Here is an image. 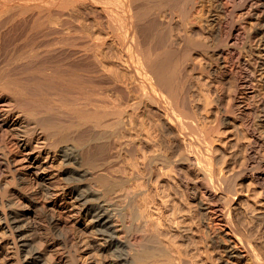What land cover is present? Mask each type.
Wrapping results in <instances>:
<instances>
[{"label":"bare ground","instance_id":"6f19581e","mask_svg":"<svg viewBox=\"0 0 264 264\" xmlns=\"http://www.w3.org/2000/svg\"><path fill=\"white\" fill-rule=\"evenodd\" d=\"M240 194L264 0H0V264H264Z\"/></svg>","mask_w":264,"mask_h":264},{"label":"rangeland","instance_id":"374dc122","mask_svg":"<svg viewBox=\"0 0 264 264\" xmlns=\"http://www.w3.org/2000/svg\"><path fill=\"white\" fill-rule=\"evenodd\" d=\"M244 181V180H242ZM242 195L243 200H236V202L231 206L232 212L235 215L236 219L241 223L246 225L254 226L255 236L264 238V199H262L258 194L257 198L255 197L253 200H246L245 196ZM175 199L183 200L181 195L174 196ZM191 206L194 209L195 204L191 203ZM194 221L198 222V218H195ZM167 230V235L169 237L170 243L182 244V246L187 245L190 241H185L184 243L180 242L177 235V228L173 223H170L168 227L164 228ZM84 258L86 260H90L91 257L85 255ZM2 264H14L13 261H5Z\"/></svg>","mask_w":264,"mask_h":264}]
</instances>
